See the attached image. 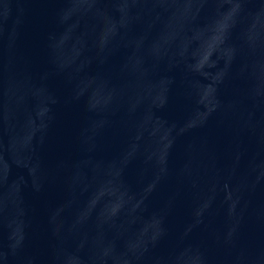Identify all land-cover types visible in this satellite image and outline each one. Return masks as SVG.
Segmentation results:
<instances>
[{"label":"water","instance_id":"95a60500","mask_svg":"<svg viewBox=\"0 0 264 264\" xmlns=\"http://www.w3.org/2000/svg\"><path fill=\"white\" fill-rule=\"evenodd\" d=\"M0 264H264V0H0Z\"/></svg>","mask_w":264,"mask_h":264}]
</instances>
